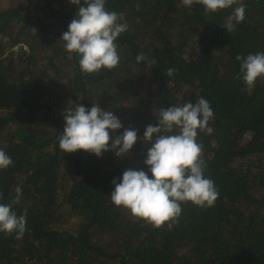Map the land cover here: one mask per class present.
Masks as SVG:
<instances>
[{"label": "trees", "instance_id": "trees-1", "mask_svg": "<svg viewBox=\"0 0 264 264\" xmlns=\"http://www.w3.org/2000/svg\"><path fill=\"white\" fill-rule=\"evenodd\" d=\"M240 4L245 19L229 32ZM105 7L128 26L115 41L120 63L84 74L61 40L78 6L0 0V149L13 161L0 170V203H11L19 186L13 210L27 221L21 239L0 233V264H264V78L249 90L236 60L264 53V0L215 13L181 0H106ZM20 45L30 49L25 63L15 56ZM140 53L155 64L138 63ZM169 68L177 70L171 77ZM201 97L214 118L197 140L219 197L210 208L183 203L178 223L157 229L111 202L112 181L129 168L149 171L151 145L142 137L162 108ZM70 103L112 111L122 124L113 137L136 130L130 153L62 151Z\"/></svg>", "mask_w": 264, "mask_h": 264}, {"label": "clouds", "instance_id": "clouds-1", "mask_svg": "<svg viewBox=\"0 0 264 264\" xmlns=\"http://www.w3.org/2000/svg\"><path fill=\"white\" fill-rule=\"evenodd\" d=\"M238 0H181L184 7L194 4L203 6L206 13L231 8ZM78 6V12L68 25V31L61 40L69 54L80 57L79 66L84 74H94L101 69L112 70L118 67L120 55L115 43L120 34L127 31V24L121 23L123 14L108 11L106 0H70ZM245 19V6L240 4L228 18L225 29L235 31V26ZM235 22V23H233ZM16 49V48H15ZM14 49V51H15ZM151 68L154 59L143 53L136 57ZM240 73L250 90L259 78H264V53L238 55ZM177 72L167 70L171 77ZM240 79V76H237ZM64 128L59 137V147L67 154L84 151L100 157L112 151L123 157L130 153L137 143L138 133L129 128L121 135L112 136L122 128L121 121L112 111L102 110L98 103L90 109L82 104L75 107L71 103L65 108ZM214 118L209 101L204 98L159 111L157 126L149 124L142 142L150 144L144 160L148 172L126 169L120 182L113 180L114 190L111 202L127 209L131 215L153 227L160 229L167 225L170 229L179 221L183 203H191L201 208L213 207L219 197L218 189L210 178L205 177L203 146L198 143V130L203 131ZM111 141V146H109ZM13 164L12 158L0 149V170ZM16 196L11 203H0V233L13 234L21 239L26 231V217L17 215L13 205L19 204L22 189L17 186ZM2 198V197H0Z\"/></svg>", "mask_w": 264, "mask_h": 264}, {"label": "water", "instance_id": "water-1", "mask_svg": "<svg viewBox=\"0 0 264 264\" xmlns=\"http://www.w3.org/2000/svg\"><path fill=\"white\" fill-rule=\"evenodd\" d=\"M14 52H15V56L17 57L19 61L21 62L25 61L24 58L27 56L28 53L23 45L16 47Z\"/></svg>", "mask_w": 264, "mask_h": 264}, {"label": "rangeland", "instance_id": "rangeland-1", "mask_svg": "<svg viewBox=\"0 0 264 264\" xmlns=\"http://www.w3.org/2000/svg\"><path fill=\"white\" fill-rule=\"evenodd\" d=\"M24 47H25L27 53H29V52H30V51H29L30 49H29L27 46H24ZM25 58H26V57H25ZM25 58H24V59H25ZM23 63H25V62H23Z\"/></svg>", "mask_w": 264, "mask_h": 264}]
</instances>
